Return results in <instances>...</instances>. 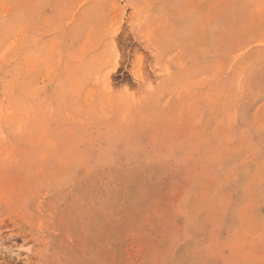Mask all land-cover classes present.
<instances>
[{"label":"rangeland","instance_id":"obj_1","mask_svg":"<svg viewBox=\"0 0 264 264\" xmlns=\"http://www.w3.org/2000/svg\"><path fill=\"white\" fill-rule=\"evenodd\" d=\"M0 264H264V0H0Z\"/></svg>","mask_w":264,"mask_h":264},{"label":"bare ground","instance_id":"obj_2","mask_svg":"<svg viewBox=\"0 0 264 264\" xmlns=\"http://www.w3.org/2000/svg\"><path fill=\"white\" fill-rule=\"evenodd\" d=\"M213 10V9H212ZM19 93V92H18ZM222 139V138H221Z\"/></svg>","mask_w":264,"mask_h":264}]
</instances>
